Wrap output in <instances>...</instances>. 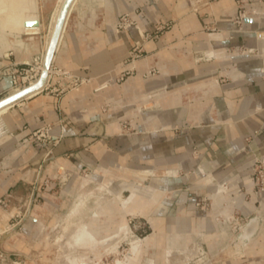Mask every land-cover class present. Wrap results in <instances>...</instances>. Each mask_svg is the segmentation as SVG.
Wrapping results in <instances>:
<instances>
[{
	"label": "crops",
	"instance_id": "crops-1",
	"mask_svg": "<svg viewBox=\"0 0 264 264\" xmlns=\"http://www.w3.org/2000/svg\"><path fill=\"white\" fill-rule=\"evenodd\" d=\"M32 1L38 5L36 0ZM242 1L243 6L254 9L255 13L243 17L239 24L232 20L241 0H213L202 5L198 12L188 11L184 0L74 1L51 64L52 68H61L77 77L88 76L92 81L60 94L51 89L56 82L50 75L41 89L5 106L7 110L0 114V198L12 193L27 199L29 213L24 219L28 218L25 228L35 221L41 224L40 220L31 218L38 197H43L36 192V184L42 167L47 165L43 175L50 174L54 160L74 170L95 172L103 179L135 175L139 170L152 168L175 173V167L181 166L192 180L197 178V168H202L220 176L234 175L249 189L246 177L249 155L264 154V58L247 55L241 48L257 47L264 52V1ZM57 2L46 24L42 16L40 20L38 6L28 15L25 21L39 18L38 25H26L24 32L33 35L34 40H29L28 35L22 37L21 33L18 50L1 49L0 68L12 62L23 65L40 61L41 52L44 58L56 11L61 5ZM42 5H46V0H42ZM126 12L147 29L167 18L176 23L171 30L144 43L146 60H140L131 77V86L102 89L98 85L105 73L123 62L139 38L134 27L120 33L113 30L114 21ZM200 13L207 15L205 19L199 18ZM208 22L214 24V33L203 32L204 23ZM42 28L47 30L44 39L38 35ZM12 37L8 35L9 39ZM195 43L206 56L217 59L197 62L192 57ZM220 49L224 50L223 55L207 53ZM150 67L160 72L144 78ZM219 69L221 73L217 72ZM224 73L228 79L217 85L215 77ZM172 84L176 87L169 89ZM164 86L167 91L161 95L163 102L153 105L158 110L135 120L136 133H121L120 121L128 115L129 103L145 92ZM17 91L10 75L0 72V98ZM188 92L191 95L184 102L183 95ZM106 102H111L113 107L104 110L102 105ZM46 123L53 124L51 132L59 136L54 145L24 143L33 130ZM18 147L22 149L15 152ZM229 148L235 153H230ZM192 186L191 182L187 185L185 176L151 179L144 189L154 200L151 221L155 227L160 228L167 218L179 222L185 213L181 206L190 198ZM110 203L100 208L113 212L116 204ZM16 206L14 202L10 207L8 219L7 214L1 216L0 229L10 226L9 222L17 218L12 216L17 213ZM188 207L193 204L189 203ZM119 216L121 222L124 216ZM157 231L151 234L153 242L161 241L164 236L161 230Z\"/></svg>",
	"mask_w": 264,
	"mask_h": 264
},
{
	"label": "rangeland",
	"instance_id": "rangeland-1",
	"mask_svg": "<svg viewBox=\"0 0 264 264\" xmlns=\"http://www.w3.org/2000/svg\"><path fill=\"white\" fill-rule=\"evenodd\" d=\"M211 1L213 0H184V3L188 11L198 12L202 5ZM36 2L39 3L40 14L46 24L51 20L52 10L57 0H46L45 6L42 5V0H36ZM59 3L60 1L57 5ZM240 4L232 20L236 24H239L242 19L238 16V10L242 8L243 3L240 2ZM254 13V9L246 8L245 17ZM122 14L117 17L114 24ZM198 16L202 20L207 15L200 13ZM135 22H137L136 19ZM164 22H167L168 26L164 28L162 34L171 30L176 23L172 18H167ZM213 25L209 22L204 23L203 32L214 33L216 29ZM138 27L143 28L140 24ZM46 34L47 30L43 28L40 33L43 39ZM23 35L29 34L23 32L22 37H25ZM192 46V57L197 58V62H210L217 59L215 56H206L203 48L198 44L195 43ZM249 48L254 47L241 49L247 55L264 58V52H260V48L255 47L248 52ZM41 58L43 60L42 52ZM14 63L3 66L0 72L8 74ZM27 64L24 66L29 68L34 63ZM50 66L52 67V64ZM124 68L125 65L121 63L117 68L106 72L99 83L101 86L98 85L99 88L106 89L113 85L124 86L125 81L135 75L134 71L133 74H127L124 79L116 81V76H119ZM60 70L63 69L60 68ZM217 72L221 73V70ZM217 72L215 71L216 74ZM71 75L77 77L72 73ZM144 78L147 77L144 76ZM215 79L217 85L222 84L228 79L227 73ZM56 80L55 78L54 86L58 88L56 92L65 94L74 87L90 83L92 78L78 77L77 84L62 92ZM64 81L67 82V79H62L59 83ZM174 87L176 85L172 84L168 88ZM183 87L189 86L183 84ZM165 91H167L166 86L163 89L155 88L145 92L143 96L134 98L129 103L128 115L120 121L126 126L121 133L128 135L136 133L138 128L134 125L135 120L139 116L145 117L149 113L156 112L158 109L153 106L158 99L156 95L163 94ZM190 95L189 92L184 94L183 101H188ZM102 107L108 110L113 107V104L106 102ZM229 152L235 153L233 148H229ZM249 156L246 171L249 185L247 190L243 182L234 175L220 176L215 171L205 172L202 168H197V178L192 177V180L189 179L190 173L184 172L181 166L175 167V173H167L166 169L152 168V173L138 172L135 175L108 176L109 179H103V176L95 172L87 169L74 170L62 166L60 160H54L59 165L51 167L50 174L43 175V171L47 168V165H44L36 184V192L43 197H38L36 214L34 211L31 218L40 220L41 224L35 221L27 228L24 227L28 219L24 220L29 213V205L27 199H23L20 208L14 211L18 213L17 218L9 222L10 230L0 235V250L7 254L0 264H18L19 262L21 264H72L70 259L75 264H115L117 261L131 264H264V163L260 161V155L252 152ZM255 157L259 158V161ZM172 175L185 176L187 185H190V182L193 184L190 188V198L181 206V209H185V213L181 214L179 222L167 218L161 223L160 228L155 227L151 221L154 218L152 214L154 200L150 199L145 189L152 178ZM102 186L103 189L100 188ZM127 186H131L134 191H142L138 192L139 197L134 206L143 208L145 204L150 203L148 211L146 213L137 210L125 212L123 219L127 223L128 230L120 228L121 216L116 206L113 212H108L109 210L106 209L107 213H102L98 216V221H95L93 213L100 208V205L108 203L116 192H119L124 199L129 197L131 190ZM219 186H221L220 191H218ZM189 203H192L193 207L189 208ZM253 218H257L258 222L252 236L241 241L242 232ZM86 222L89 224V229L99 232L96 233L98 242L91 243L86 239L84 241L87 243L77 245L72 234L77 227H82ZM157 230H161L164 236L161 237V241L153 242L150 237L151 234L158 233Z\"/></svg>",
	"mask_w": 264,
	"mask_h": 264
},
{
	"label": "bare ground",
	"instance_id": "bare-ground-1",
	"mask_svg": "<svg viewBox=\"0 0 264 264\" xmlns=\"http://www.w3.org/2000/svg\"><path fill=\"white\" fill-rule=\"evenodd\" d=\"M7 1V2H6ZM0 0V51H1V48L2 49H5L7 47H11L13 50H18L19 48V43L22 42L21 41V33L23 32H26L27 29L24 25L25 23V20L26 18L28 17V15H32L33 12H35L36 10V7L38 6H35V3L32 1V0ZM64 0H60L61 4L63 3ZM75 0H72L71 1V4L69 5V8L67 10V13H66V16L69 14V11L73 5ZM77 1V0H76ZM61 5L57 8V11H56V16H55V22H56V18H57V15H58V12H59V9H60ZM73 9V8H72ZM66 16H65V19H64V22H63V25L61 27V31L59 33V36H58V39L61 35V32H62V29H63V26H64V23L65 21L67 20L66 19ZM35 18V16H34ZM55 26V25H54ZM54 29V28H53ZM115 29V28H114ZM53 33V32H52ZM8 35H12L13 39H9L8 38ZM52 36V35H51ZM210 36V35H208ZM15 37V38H14ZM206 37V36H205ZM29 40H34V37L33 35H28L27 37ZM208 38V37H207ZM51 39V37H50ZM49 39V40H50ZM58 39H57V42H58ZM209 40V39H208ZM264 41V40H262ZM33 42V41H32ZM47 42V41H46ZM50 42V41H49ZM48 47V46H47ZM56 47H57V43H56ZM55 47V49H56ZM55 52V51H54ZM208 54H211V53H214L216 55H223L225 52L224 50L220 49L218 51H213V50H209L207 52ZM54 55V54H53ZM213 56V55H212ZM45 57V56H44ZM53 58V56H52ZM143 59V58H142ZM145 59V58H144ZM31 60V59H30ZM44 60V58H43ZM43 60L41 58L40 60V63H39V66H38V69H39V74L40 72L43 70ZM146 60V59H145ZM52 61V59H51ZM27 62V61H26ZM140 60H134L133 62H131L130 64H127L125 65V68H138V64H139ZM128 65L130 67H128ZM134 68V69H135ZM51 70H52V67L49 66V68L47 69V79L48 77L50 76V73H51ZM160 72V71H159ZM155 76V75H153ZM152 76H150L151 78ZM38 78V77H37ZM36 81V80H35ZM35 81H32L30 84H33ZM47 81V80H46ZM108 83V82H107ZM164 85V84H163ZM124 86L125 88L128 87V86H131V78L127 79L124 83ZM165 87V86H164ZM23 88V87H22ZM41 88V87H40ZM39 88V89H40ZM187 88V87H186ZM21 88H17V90H20ZM127 89V88H126ZM38 90V89H37ZM35 90V91H37ZM33 91V92H35ZM32 92V93H33ZM11 94V93H10ZM31 94V93H30ZM29 95V94H28ZM162 94L160 93H157V102L156 104L158 105L159 102H163L160 98ZM13 102H10L8 104H5L3 106L0 107V114L3 113L4 111L7 110V105L11 104ZM163 104V103H162ZM159 107V106H158ZM22 148L21 147H18L16 148L14 151L15 152H18V150H21ZM54 165L57 166L59 165L58 163L54 162ZM154 171V170H153ZM138 172H143V173H152L151 169H144V170H139ZM168 173H174V172H168ZM142 175V174H141ZM130 188L131 190V193L129 195V197L127 199H124V197L122 198L120 193L119 192H116L114 194V197L113 198H110L109 201L111 202L110 204L112 203H115L116 204V207L118 209V212L120 215L123 216V214L127 211H130V212H133V211H139L141 213H146L148 211V208L151 206V204L149 203L148 205L145 204L143 206V208H137L134 206V203L137 201V198L139 197L138 193H136V191H134V189L131 187V186H127ZM101 189H103L104 187H100ZM218 191L221 190V186L218 187ZM153 197V196H152ZM148 198V197H147ZM151 199V198H150ZM149 199V200H150ZM116 200V201H114ZM152 201V200H151ZM118 204V206H117ZM120 204V206H119ZM147 205V206H146ZM113 206V205H112ZM102 207V206H101ZM116 207H113L114 210ZM106 210L103 208V209H99V210H96L93 214L94 216V220L95 221H98V216L101 215L102 213H104ZM10 212V211H9ZM9 212L5 211V210H2L0 209V218L3 214H7L8 217H6L7 219L9 218V216L11 215ZM109 212V211H108ZM107 213V212H105ZM88 222H86L82 227L79 226L77 227L75 230H74V238H75V241L74 242H77L75 244L79 245V244H83L84 243H87L86 241L84 240H88V242L90 241L91 243H95V242H98V238H97V231L94 229H89L90 227H88L89 224H87ZM120 228H125L126 230H128V226H127V223L125 222V220L122 219V221L120 222ZM10 230V226L9 225H5L4 228H1L0 229V233H3V232H6ZM97 233V234H96ZM244 235H246V232L244 233ZM133 245V244H132ZM134 251V250H133ZM70 262L72 264H75L74 261L72 259H70ZM18 264H21V262H19ZM115 264H131L130 262H125V261H117Z\"/></svg>",
	"mask_w": 264,
	"mask_h": 264
},
{
	"label": "built area",
	"instance_id": "built-area-1",
	"mask_svg": "<svg viewBox=\"0 0 264 264\" xmlns=\"http://www.w3.org/2000/svg\"><path fill=\"white\" fill-rule=\"evenodd\" d=\"M242 3H244L241 0ZM246 3V2H245ZM246 15V8L242 5V8L238 10V16L243 18ZM168 26L167 22H159L155 23L151 29L142 28L140 29L138 27L137 22H135V19L131 16L129 13L122 14L119 19L114 24V28L116 32H123L128 30L131 27H134L137 29L139 33V38L136 39L133 42L132 47L128 50L122 64L127 65L133 62L134 60H137L139 58H142L146 55L145 49H144V43L149 39H154L160 36L164 30ZM254 48H249L247 51L250 52ZM40 61L34 62L32 66L29 68H26L23 64L20 65L18 63H14L12 65L11 70H9L7 73L10 75L13 83V88H22L28 84H30L32 81H35L37 77L39 76V66ZM136 71L134 68H124L121 70V74L119 76H116V81H120L124 79V76L127 74H133V72ZM159 73V69L156 67H150L145 73V77L153 76ZM50 75H53L54 78H56L58 82V86H60V92L65 91L67 88H72L73 85L77 84L78 77H74L71 75L70 72L60 70V68H52ZM67 79V82H63L64 85L61 86L63 83H59L60 80ZM83 80V79H82ZM52 90L57 91L58 88L55 86H51ZM53 127V124L46 123L37 129L33 130L27 138L24 139L25 144H39V145H54L57 141L59 136L57 134H53L51 132V129ZM123 127H126L125 124H121V130L123 131ZM256 160L259 161V158ZM254 159V160H255ZM260 161L264 163V154L260 155ZM17 203V208H20V203L22 202V199L18 196L7 193L4 197L0 198V208L4 210H9L10 207L13 205V203ZM18 213H13L12 216H17ZM3 233H0V235ZM7 254L0 250V261L4 260V257Z\"/></svg>",
	"mask_w": 264,
	"mask_h": 264
},
{
	"label": "water",
	"instance_id": "water-1",
	"mask_svg": "<svg viewBox=\"0 0 264 264\" xmlns=\"http://www.w3.org/2000/svg\"><path fill=\"white\" fill-rule=\"evenodd\" d=\"M71 1L72 0H64L63 3L61 4V7L59 9V12H58V15L56 18L53 33H52V36H51L50 42L48 44L44 60H43V70L40 72L36 81L33 84H28V85L24 86L23 88H21L17 92L11 93V94L3 97V98H0V107L5 105V104H8L10 102H15V101L27 96L28 94L32 93L33 91H35V90H37L43 86V84L45 83V81L47 79V69L51 65V59H52V56H53L54 51H55L57 39H58L59 33L61 31V27L63 25L67 10L69 8V5L71 4ZM38 13L40 15V20L42 21L39 3H38ZM38 24H39V18L38 17H36L34 20L25 21V25L36 26ZM42 30H43V28L40 30V33ZM40 33L38 35H40ZM257 222H258L257 218H253L251 220L249 226L247 228H245L241 234V237H240L241 241L244 238H249L252 236V233L255 230ZM245 232H246V235H244Z\"/></svg>",
	"mask_w": 264,
	"mask_h": 264
}]
</instances>
